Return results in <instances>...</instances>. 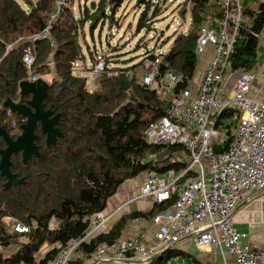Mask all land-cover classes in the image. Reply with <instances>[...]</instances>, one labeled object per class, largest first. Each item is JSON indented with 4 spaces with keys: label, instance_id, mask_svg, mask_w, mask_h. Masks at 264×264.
<instances>
[{
    "label": "trees",
    "instance_id": "trees-1",
    "mask_svg": "<svg viewBox=\"0 0 264 264\" xmlns=\"http://www.w3.org/2000/svg\"><path fill=\"white\" fill-rule=\"evenodd\" d=\"M59 0H0V129L13 140L23 135L26 117L12 111L8 101L27 104L30 95H22L21 83L29 70L23 62L24 49L29 39L40 33ZM125 0H100L81 9L76 16L73 2L65 7L52 28V40H37L33 45L34 73L49 75L50 86L44 99L46 110L57 118L56 128L61 136L48 145L47 134L38 123L35 128L37 155L24 160L22 151L11 156L10 170L20 183L8 186V178L0 173V246L2 264H48L74 241L84 237L90 217L106 208L108 199L120 185L142 173L180 175L189 166V150L183 145H156L144 139L151 123L166 115L167 109L182 89L188 87L198 64L195 51L200 28L213 0H187L178 12L191 22L185 32L176 34L168 52L161 54V83L167 71L180 75L181 80L165 97L156 88L144 84L143 78L131 75V68L111 65L106 54V70L98 78V88L87 89L88 77L76 76L72 62L79 56L86 59L79 43V34L87 23L94 33L98 24L110 19L111 25ZM155 0H138L144 5L137 23V33L150 28L162 10ZM168 0H165V2ZM244 2L239 36L230 58L231 71L250 72L257 59L259 35L264 29V2L257 9ZM110 11V13H108ZM120 25V24H119ZM53 42V45H52ZM12 45L11 48H8ZM98 51L87 45L88 57ZM134 68L141 66L143 76L150 70L156 53L149 51ZM117 71L118 76L109 75ZM130 82L125 91L120 80ZM241 113L226 107L215 113V128L221 135L213 140L216 153L228 150ZM225 134V135H224ZM7 143L0 135V149ZM0 155V162H1ZM191 172L186 173L181 182ZM172 199L154 204L149 213L133 212L122 216L109 231L90 241L82 242L77 251L83 256L73 257L68 264H84L101 245L114 246L128 223L138 218H154L170 208ZM10 219V221H7ZM30 228L24 234L11 231L12 222ZM49 250L40 254L44 246ZM177 256L173 247L156 254L148 264H169ZM192 264H200L193 262Z\"/></svg>",
    "mask_w": 264,
    "mask_h": 264
},
{
    "label": "built area",
    "instance_id": "built-area-1",
    "mask_svg": "<svg viewBox=\"0 0 264 264\" xmlns=\"http://www.w3.org/2000/svg\"><path fill=\"white\" fill-rule=\"evenodd\" d=\"M264 0H256V4ZM245 0H219V16L207 14L200 28L195 51L201 57L210 45L214 55L208 63L198 87L190 84L182 89L167 109L166 115L151 123L144 132L150 144H180L189 150V166L180 175L146 173L135 199L161 204L176 195L174 204L158 213L154 223L159 225L155 243H145L142 233L128 237L113 252L101 245L92 257L97 263L126 264L147 262L165 248H171L181 239L192 237L197 247L229 253L234 262L206 261L202 264H264V249L243 243L246 233L238 231L233 216L241 203L264 191V100L250 97L251 84L255 78L248 71H241L231 88V97L219 103L218 94L225 74L230 71V58L240 33ZM71 0H59L55 10L46 20L44 29L32 36L24 49L23 62L29 70L27 81L41 79L34 73V43L52 40V28ZM53 45V42H52ZM9 45L8 48H11ZM161 54L150 63V70L143 83L156 88L162 97L173 91L181 80L180 75L167 71L158 82ZM106 54L98 51L91 60L79 56L72 62V71L89 70V91L98 88V78L106 70ZM109 75L118 76L117 71ZM226 107H234L241 113L233 130V139L227 151L216 153L213 140L221 135L215 128V113ZM188 172L189 176L181 182ZM113 213L95 212L89 221L83 238L74 241L48 264H68L82 242L102 235ZM13 233L24 234L30 228L14 222ZM0 250H2L0 246Z\"/></svg>",
    "mask_w": 264,
    "mask_h": 264
},
{
    "label": "crops",
    "instance_id": "crops-1",
    "mask_svg": "<svg viewBox=\"0 0 264 264\" xmlns=\"http://www.w3.org/2000/svg\"><path fill=\"white\" fill-rule=\"evenodd\" d=\"M186 1L187 0H184L182 3H180L179 7L175 11H178ZM249 1L250 2L248 6L252 9H257L259 4H256V0ZM163 2L164 4H166L167 1L165 2V0H163ZM219 10V0H213L208 6L207 14L211 15L213 18H217L219 16ZM178 15L180 16L182 21L184 20L183 22L188 21L189 28L191 22L190 11H188L185 18H183L180 14ZM76 16L79 17L78 15ZM213 55L214 47L210 45L207 51L201 57H198L197 68L191 82V85L194 87V89H196L199 83L202 81L204 71L208 63L213 58ZM86 60L91 59L90 57L86 56ZM84 72L89 73V70H86ZM240 72L241 71L230 70L225 74L224 81L220 86L218 94L220 104L232 96L231 88ZM250 72L254 74L255 78L251 84L249 95L253 99L264 100V29L259 35L257 59L255 62V66ZM145 174L146 173H142L135 178L128 179L123 182L118 188L117 192L108 199L106 208L103 210V213H113L114 215L105 231H109L110 228L124 215H128L137 211L149 213L153 209L154 203L150 201L135 199L139 193ZM167 175L173 176V173L169 172L167 173ZM233 222L235 228L238 231L246 233V237L242 239L243 243L249 244L254 248L264 249V191L252 196L249 200L243 201L233 216ZM158 228L159 225L154 223V218L142 217L136 220H132L128 223L118 243L114 246L108 247V251L113 252L116 246L125 241L128 237L138 235L139 233L143 234L145 243L151 245L155 243V234ZM173 249H175V251L177 252V256L172 258L169 261V264H192L195 261L202 264L206 261L224 260L229 263L234 262L233 256L229 253H224L223 255L217 249H212L209 247H197L192 237L181 239L173 246ZM48 250L49 246H44V248L42 249L43 254ZM78 256H83V254L79 250L74 254V257ZM148 262L149 260L147 262L136 261L126 264H148ZM84 264L102 263H97L93 258H88L85 260Z\"/></svg>",
    "mask_w": 264,
    "mask_h": 264
},
{
    "label": "rangeland",
    "instance_id": "rangeland-1",
    "mask_svg": "<svg viewBox=\"0 0 264 264\" xmlns=\"http://www.w3.org/2000/svg\"><path fill=\"white\" fill-rule=\"evenodd\" d=\"M100 0H72L73 8L76 15H80V9L86 6L91 8L93 3H98ZM138 0H125L122 7L115 14L116 21L111 25L110 19H106L102 24H98L94 33L90 30V23H87L83 28V33L79 34V43L83 53L87 56V45L92 51H102L106 53L112 60L111 65L120 68H132L131 75H136L138 79L143 77L141 66L134 68L142 59H145L149 51L157 54H163L169 51L173 38L176 34L185 32L188 28V21L183 22L175 11L180 3L184 0H168L164 4L163 0H155L153 3L159 2L161 14L154 18L150 24V28L143 29L137 33V23L143 10L144 5L136 6ZM110 13V11L108 12ZM178 13V14H177ZM120 24V25H119ZM169 26V28H167ZM88 57V56H87ZM92 59V58H90ZM50 84L49 75L36 73ZM76 76L90 77L89 73L82 71L74 72ZM90 82H87L89 88ZM219 97V96H218ZM234 130V129H233ZM232 130V133H233ZM10 221V219H7ZM14 222L11 223V226ZM40 257H43L41 251Z\"/></svg>",
    "mask_w": 264,
    "mask_h": 264
},
{
    "label": "water",
    "instance_id": "water-1",
    "mask_svg": "<svg viewBox=\"0 0 264 264\" xmlns=\"http://www.w3.org/2000/svg\"><path fill=\"white\" fill-rule=\"evenodd\" d=\"M119 82L125 91L130 89L131 85L128 80L121 79ZM49 86L50 84L43 79H38L34 82L23 81L21 83V93L25 96L30 95L31 99L27 104L8 101V105L12 111H18L27 119V122L23 125V135L18 140H13L4 130L0 129V135L3 136L7 143L6 149H0V155L2 157L0 173L8 178L7 185L9 187L21 182L10 170L11 156L22 151L24 160H27L32 155L38 154L37 147L34 143L37 138L35 128L38 123L42 125L44 133L47 134L48 145L55 144L57 137L61 136L59 129L56 128L57 118L52 117V111L46 110L44 106V99L48 95ZM154 257L152 256L149 260H152ZM0 264H2L1 250Z\"/></svg>",
    "mask_w": 264,
    "mask_h": 264
}]
</instances>
